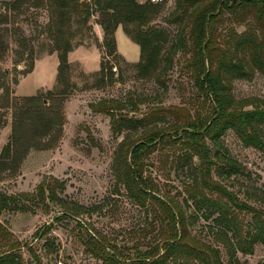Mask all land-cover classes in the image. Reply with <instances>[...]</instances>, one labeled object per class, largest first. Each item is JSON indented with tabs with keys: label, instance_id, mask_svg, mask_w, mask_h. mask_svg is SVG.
Returning a JSON list of instances; mask_svg holds the SVG:
<instances>
[{
	"label": "trees",
	"instance_id": "1",
	"mask_svg": "<svg viewBox=\"0 0 264 264\" xmlns=\"http://www.w3.org/2000/svg\"><path fill=\"white\" fill-rule=\"evenodd\" d=\"M34 1L15 0L13 5ZM165 3L166 0L161 4L149 0L143 3L49 0L53 15L49 33L52 52L58 56L60 88L66 85L63 72L68 68L67 56L81 45L73 42L76 35L88 26L91 17L97 16L96 24L103 34L100 49L106 57L116 55L115 31L121 27L139 47L140 57L135 66L139 79L152 80L165 88L166 77L179 54L195 90L192 109L154 105L141 118L130 114L137 110L138 104L147 102V98L128 102L101 99L89 106L91 112L109 118L114 138L126 133L115 151L116 187H122L137 206L152 211L158 227L156 234H141L128 248L119 246L87 222L77 220L79 239L84 251L97 264H225L220 247L227 264H249L241 261L239 255L251 256L257 246L264 249V190L245 186L240 198L223 184L224 180L246 173L228 155L220 140L232 132L243 147L264 154V99L236 100L232 94L234 81L252 82L257 75L264 79V0H174V9L164 19L166 25L175 28L172 37L151 26ZM225 23L229 28L220 29ZM238 27H244V31L239 33ZM110 70L108 63L101 60L98 87L106 86V73ZM60 88L57 95L65 92ZM37 99L26 98L18 107L13 116L12 142L3 148L0 163L4 155L8 157L11 152L17 155L18 147L23 144L24 154L36 147L26 131L32 132V136H49L48 132L39 133L37 125L30 120L33 111L28 104ZM53 125L56 124L47 120L42 129ZM164 149L173 153L170 158L173 170L187 180L180 193L183 204L175 198L160 196L157 185L144 176L145 160ZM164 158L168 161V154ZM64 189L63 181L51 177L42 180L33 192L0 193V217L4 212L48 210L49 205L58 206L62 215L75 219L88 214L89 210L83 206L60 197ZM198 219L208 223L213 245L191 234L190 227ZM21 249V244L13 240L8 228L0 222V264H24ZM27 251L40 264L30 247ZM255 264H264V260Z\"/></svg>",
	"mask_w": 264,
	"mask_h": 264
},
{
	"label": "rangeland",
	"instance_id": "2",
	"mask_svg": "<svg viewBox=\"0 0 264 264\" xmlns=\"http://www.w3.org/2000/svg\"><path fill=\"white\" fill-rule=\"evenodd\" d=\"M14 1L0 0V120L3 122L0 155L3 148L12 142L13 116L26 98H38L28 104L33 111L30 120L37 125L39 133L48 132L49 136H32V132L26 131L36 147L24 154L23 144L18 147L17 155L14 152L8 157L4 155V161L0 163V193L33 192L42 180L52 177L65 184L61 198L83 206L89 213L75 219L62 215L63 211L58 206L49 205L48 210L4 212L0 222L8 228L13 240L21 244L24 264H37L27 247L33 250L40 264H97L98 261L84 251L77 220L87 222L119 246L128 248L141 234H156L158 224L152 211L150 213L137 206L122 187H116L113 169L115 151L126 133L114 138L109 118L91 112L89 106L101 99L128 102L130 99L147 98V102L138 104L137 110L130 114L141 118L154 105L192 109L195 90L184 69V59L179 54L166 77L165 88L158 87L152 80L139 79L135 67L139 58L128 61L118 51L115 56L106 57L105 51L100 49L102 29L96 24L97 16H93L73 41L81 45L67 57L68 68L63 72L66 85L61 87L65 92L57 95L61 84L57 80L58 56L52 52L49 33L53 18L51 4L49 0H35L13 5ZM145 1L139 0L140 3ZM161 1L155 4H161ZM173 9L174 0H166L161 13L151 23V26L166 31L170 37L175 34V28L166 25L164 19ZM86 28H91V31ZM219 28L227 30L229 26L225 23ZM236 30L240 33L244 27ZM118 43L120 47L121 41ZM131 45L138 50L135 43ZM77 49L80 51L75 52ZM127 55L131 57L132 52ZM101 60L111 67L110 73H106L104 87L97 85ZM232 94L236 100L248 97L264 99V79L257 75L252 82L234 81ZM47 120L56 125L43 130L42 125ZM220 141L228 155L239 162L246 173L245 176L224 180L223 184L240 198H243L245 186L264 190V154L243 147L232 132H227ZM166 154L168 161L164 158ZM172 154L171 150L164 149L150 155L145 160L144 176L153 180L160 196L175 198L183 204V194L180 193L187 180L183 174L173 170L170 163ZM185 209L190 211L187 207ZM47 228L49 230L45 233ZM190 231L199 240L214 244L208 223L202 219H198ZM220 251L227 264L221 247ZM239 258L255 264L264 260V249L257 246L253 255H239Z\"/></svg>",
	"mask_w": 264,
	"mask_h": 264
},
{
	"label": "crops",
	"instance_id": "3",
	"mask_svg": "<svg viewBox=\"0 0 264 264\" xmlns=\"http://www.w3.org/2000/svg\"><path fill=\"white\" fill-rule=\"evenodd\" d=\"M100 32V31H99ZM99 37H101V34H99ZM119 41H121V46L119 47ZM131 41L125 36L123 30L121 27H118L115 31V43H116V49L117 51L128 61H135L139 58V47L138 50H135V48L132 47ZM80 49V48H79ZM80 50H76L75 52H78ZM132 52V56L129 57L127 54H130ZM73 52H70L67 57H70V55Z\"/></svg>",
	"mask_w": 264,
	"mask_h": 264
},
{
	"label": "built area",
	"instance_id": "4",
	"mask_svg": "<svg viewBox=\"0 0 264 264\" xmlns=\"http://www.w3.org/2000/svg\"><path fill=\"white\" fill-rule=\"evenodd\" d=\"M153 3L157 2L158 0H151Z\"/></svg>",
	"mask_w": 264,
	"mask_h": 264
}]
</instances>
